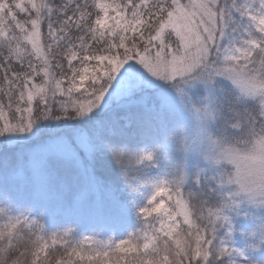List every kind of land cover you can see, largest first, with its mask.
I'll return each instance as SVG.
<instances>
[{"label":"snow or ice","instance_id":"1","mask_svg":"<svg viewBox=\"0 0 264 264\" xmlns=\"http://www.w3.org/2000/svg\"><path fill=\"white\" fill-rule=\"evenodd\" d=\"M240 196L264 0H0V264H252L217 237Z\"/></svg>","mask_w":264,"mask_h":264},{"label":"trees","instance_id":"2","mask_svg":"<svg viewBox=\"0 0 264 264\" xmlns=\"http://www.w3.org/2000/svg\"><path fill=\"white\" fill-rule=\"evenodd\" d=\"M235 190V185L227 186L224 189L225 192ZM236 199L238 201L236 205L224 210L225 215L231 221V234L230 236L228 234L229 225L225 224L223 227L218 228L217 237L224 239L230 247L243 251L248 260L264 264V245H261L258 249L251 247V245L256 244V240L252 237L251 233L258 225L264 223V213L256 215L250 209V206L244 203L241 197H237ZM211 202L219 205L221 200L213 196L211 197ZM70 226L74 227V225Z\"/></svg>","mask_w":264,"mask_h":264},{"label":"clouds","instance_id":"3","mask_svg":"<svg viewBox=\"0 0 264 264\" xmlns=\"http://www.w3.org/2000/svg\"><path fill=\"white\" fill-rule=\"evenodd\" d=\"M251 203V202H250ZM255 207H264V201H258L255 203H251ZM252 237L256 240V244L251 245L255 246L254 248H259L261 245H264V223L258 225L256 229L251 233ZM252 264H258V262H252Z\"/></svg>","mask_w":264,"mask_h":264},{"label":"rangeland","instance_id":"4","mask_svg":"<svg viewBox=\"0 0 264 264\" xmlns=\"http://www.w3.org/2000/svg\"><path fill=\"white\" fill-rule=\"evenodd\" d=\"M236 186V185H235ZM244 203L249 205L250 206V209L256 214V215H259V214H262L264 213V207H255L254 205H252L245 197L243 196H240Z\"/></svg>","mask_w":264,"mask_h":264}]
</instances>
